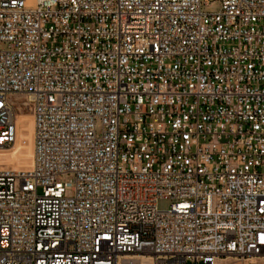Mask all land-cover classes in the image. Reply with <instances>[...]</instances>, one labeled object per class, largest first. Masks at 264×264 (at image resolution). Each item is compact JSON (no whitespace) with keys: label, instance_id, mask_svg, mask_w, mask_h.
I'll list each match as a JSON object with an SVG mask.
<instances>
[{"label":"built area","instance_id":"1","mask_svg":"<svg viewBox=\"0 0 264 264\" xmlns=\"http://www.w3.org/2000/svg\"><path fill=\"white\" fill-rule=\"evenodd\" d=\"M218 1L0 0V264L264 257V0Z\"/></svg>","mask_w":264,"mask_h":264},{"label":"rangeland","instance_id":"2","mask_svg":"<svg viewBox=\"0 0 264 264\" xmlns=\"http://www.w3.org/2000/svg\"><path fill=\"white\" fill-rule=\"evenodd\" d=\"M210 5H202L203 11L215 12L219 9L220 3L218 0H209ZM22 121V122H21ZM26 121V129H22V123ZM18 132L14 144L8 147H0V166L6 168H26L31 165L33 159V129L31 122V113L28 108H23L17 116ZM17 150V151H16ZM12 154V155H10ZM170 204L168 200L159 202L161 209L166 208ZM221 264H264V257L250 258L247 260L226 259L222 260Z\"/></svg>","mask_w":264,"mask_h":264},{"label":"bare ground","instance_id":"3","mask_svg":"<svg viewBox=\"0 0 264 264\" xmlns=\"http://www.w3.org/2000/svg\"><path fill=\"white\" fill-rule=\"evenodd\" d=\"M16 101L18 102V114L22 111L23 108H28L30 113H31V122H32V129H33V134H32L33 135V159H32L31 165L26 167V168L14 169V168H6L5 166H0V170H19V171L20 170H27V169L32 168L33 162H34V118H33L32 103L27 97L22 96V95H17ZM21 125H22L21 128L23 130L26 129V127H27L26 121H23V123ZM17 132H18V123H17ZM10 155H12V154H10ZM0 156L6 157L4 154H0ZM253 258H257V257H253ZM149 261H150L149 258L143 257V256H132V257L127 256L121 264H148Z\"/></svg>","mask_w":264,"mask_h":264}]
</instances>
